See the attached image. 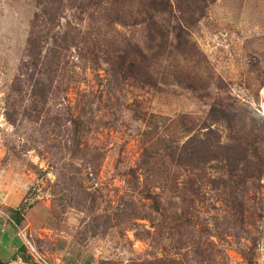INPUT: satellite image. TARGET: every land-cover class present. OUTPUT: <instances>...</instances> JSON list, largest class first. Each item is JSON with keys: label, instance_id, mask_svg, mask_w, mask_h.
Listing matches in <instances>:
<instances>
[{"label": "rangeland", "instance_id": "obj_1", "mask_svg": "<svg viewBox=\"0 0 264 264\" xmlns=\"http://www.w3.org/2000/svg\"><path fill=\"white\" fill-rule=\"evenodd\" d=\"M263 115L264 0H0L1 261L264 264Z\"/></svg>", "mask_w": 264, "mask_h": 264}, {"label": "trees", "instance_id": "obj_2", "mask_svg": "<svg viewBox=\"0 0 264 264\" xmlns=\"http://www.w3.org/2000/svg\"><path fill=\"white\" fill-rule=\"evenodd\" d=\"M51 10V9H50ZM48 10V11H50ZM47 11V10H46ZM161 31H164V29H161ZM47 34V33H46ZM45 38V35L42 36V38L40 36H35L34 40L31 39L30 40V50H31V54L30 56L32 57L33 60H31L32 64H25L28 65L26 72L24 73V77H22L21 79H18V84H17V91L18 92V96L21 97L19 98V102L17 103V108H21L23 106V101L24 98L22 96H24V88L26 87L27 90H30L31 88H33L32 94L34 95V97L40 98L42 94L47 93L46 89L48 88L43 81L39 80V78L37 77L38 74H45L48 73L47 71H45L42 66L44 67H49V64L47 65H41L42 62V54L40 53L41 50L43 49V41ZM164 58V57H163ZM48 70H51L50 67ZM41 79V78H40ZM50 80V79H48ZM53 83V81L50 80V83ZM49 83V84H50ZM18 98L17 95H14L13 97L10 98L11 103L13 102V99ZM42 98V97H41ZM225 113L226 111L223 109H219L216 106H213L211 109V113H210V117H215L218 116V113ZM264 118V115H263ZM79 140H77L78 142ZM253 145V144H252ZM254 146V145H253ZM256 152L257 150L254 149ZM251 151L248 146L247 148H245L240 155H242L238 160V164L245 160L246 162H249L250 165L253 163L251 156L254 154H251ZM154 159V156L149 152L146 151V154L144 155V160L142 164H146L145 166L148 167L150 164L151 167V163L152 160ZM261 161H263L261 159ZM26 212V208L24 206V204L18 208V209H12V215L16 221V225L18 226L22 220L24 219V215ZM19 257H21L25 262L27 263H32L34 256L30 253H28L26 246H23L20 250H19ZM4 264H9V263H5ZM249 264H255L253 259L249 260Z\"/></svg>", "mask_w": 264, "mask_h": 264}, {"label": "built area", "instance_id": "obj_3", "mask_svg": "<svg viewBox=\"0 0 264 264\" xmlns=\"http://www.w3.org/2000/svg\"><path fill=\"white\" fill-rule=\"evenodd\" d=\"M259 253H260V255L262 256V262L264 263V243H262L261 245H260V247H259ZM43 263V262H42ZM44 264V263H43ZM47 264H49V263H47Z\"/></svg>", "mask_w": 264, "mask_h": 264}, {"label": "water", "instance_id": "obj_4", "mask_svg": "<svg viewBox=\"0 0 264 264\" xmlns=\"http://www.w3.org/2000/svg\"><path fill=\"white\" fill-rule=\"evenodd\" d=\"M0 264H4V263L1 261V259H0Z\"/></svg>", "mask_w": 264, "mask_h": 264}]
</instances>
